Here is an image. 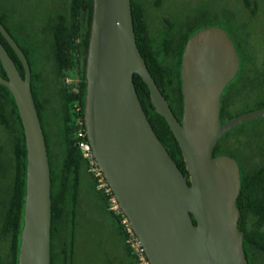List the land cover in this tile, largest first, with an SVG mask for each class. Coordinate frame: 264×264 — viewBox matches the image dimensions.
Masks as SVG:
<instances>
[{"label": "water", "instance_id": "water-1", "mask_svg": "<svg viewBox=\"0 0 264 264\" xmlns=\"http://www.w3.org/2000/svg\"><path fill=\"white\" fill-rule=\"evenodd\" d=\"M0 34L24 71L22 77L0 42L6 74L0 84L15 101L27 151L17 264H50L51 181L31 69L1 23ZM238 70L235 45L223 29L194 33L182 54L183 112L178 120L139 52L130 0H93L85 66L86 137L150 264H248L236 206L239 166L228 155H212L227 132L264 118L263 107L220 123L221 96ZM135 74L174 136L188 180L153 131L133 84Z\"/></svg>", "mask_w": 264, "mask_h": 264}, {"label": "trees", "instance_id": "trees-1", "mask_svg": "<svg viewBox=\"0 0 264 264\" xmlns=\"http://www.w3.org/2000/svg\"><path fill=\"white\" fill-rule=\"evenodd\" d=\"M241 2L251 15L257 14L259 8L257 0H241ZM130 3L139 52L162 95H165L164 97L168 99L176 96L180 98L179 107L176 110L173 109L181 114L183 109L180 91V65L184 47L187 40L194 33L209 26L199 24L202 17L199 15L197 18L190 20L188 30L184 31L185 34L182 36L181 41H178L174 36V33H182L183 30L178 29L167 39L156 42L149 29L145 11L140 8L137 0H130ZM92 5L93 0H69L67 12L58 15L51 27L50 56L54 64L52 87L54 88V94L57 96L56 101L45 97L38 85V76L32 75L27 48L16 40L7 27L6 16L0 15V23L22 50L31 69V92L46 144L51 181L50 264H55L58 258L66 263L67 252L65 249L67 248H63L60 253L55 249L58 234L64 228L69 229V248L73 245L75 207L83 173L89 177L92 188L102 200L107 211L105 198L95 190L94 181L86 172L85 162L75 140L77 130L79 128L85 129L83 121L85 66ZM244 28L240 25L238 29L243 30ZM0 42L23 77L24 71L21 63L1 34ZM233 43L238 54V47H241V42L234 34ZM73 75L78 77L74 88L65 83L66 79ZM0 76L6 79L1 63ZM237 79L241 80L244 89H246L249 82L253 83L247 76L245 77L242 73H239L233 79V87ZM133 84L140 104L157 138L188 180V173L178 144L163 117L159 116L152 107L147 86L136 74L133 76ZM257 84H259L258 81ZM234 94H240V90L233 92L232 89V93L229 92L226 99H222L219 112L220 123L236 116L229 112L233 104ZM53 107H55V114L52 112ZM263 107L264 103H260L259 108ZM77 108H79L78 112ZM78 118L81 119L82 126L77 124ZM0 130L7 143L6 152L0 144V176L7 177L9 181L4 203L0 205V240L8 242L9 253L7 258L2 260L0 264H17L20 235L23 227L27 151L24 130L15 101L8 89L1 84ZM223 137L214 146L213 156L220 153H233V149L222 141ZM57 147L62 149L60 158H57L58 154L55 153ZM5 153L6 160L4 159ZM261 160L252 172L244 175L240 174L241 187L236 199V206L240 212L238 227L243 232V245L248 264H254L255 259L264 254V157ZM110 216L115 220L116 229L124 239L123 228L119 220L112 214ZM131 264H134L133 260Z\"/></svg>", "mask_w": 264, "mask_h": 264}, {"label": "rangeland", "instance_id": "rangeland-1", "mask_svg": "<svg viewBox=\"0 0 264 264\" xmlns=\"http://www.w3.org/2000/svg\"><path fill=\"white\" fill-rule=\"evenodd\" d=\"M157 1L161 0H137L138 4L146 8L149 29L154 36L165 20L172 23L185 16L191 20L200 15L201 26L219 27L240 39L238 55L242 63L241 73L253 83L249 82L244 89L241 80L234 82L233 92L240 90V94L233 95L229 112L237 116L259 109L260 103H264V0H257L259 8L255 15L243 7L241 0H162L161 4H157ZM68 2L0 0V15L6 16L7 27L16 40L27 48L32 75L38 76L37 82L45 97L55 101L57 96L52 87L54 64L50 56L51 27L58 15L67 12ZM240 25L245 28L239 30ZM77 79L73 75L65 83L74 88ZM52 112L55 114V107ZM226 134L222 136V141L227 146L233 145V154L238 157L241 165V175L252 172L262 160L250 165L246 163V158L264 153V118L244 123ZM0 144L6 152V138L1 130ZM61 151L60 147L55 150L57 158H60ZM4 159H7L6 153ZM8 186L7 177L1 175L0 205L4 203ZM69 240V229L64 228L58 234L55 246L58 253L67 248L66 263L61 261V264H129L130 256L123 237L116 229V222L105 210L85 173L82 174L78 190L71 248ZM8 253V242L0 240V262L7 258ZM254 264H264V254L259 255Z\"/></svg>", "mask_w": 264, "mask_h": 264}, {"label": "built area", "instance_id": "built-area-1", "mask_svg": "<svg viewBox=\"0 0 264 264\" xmlns=\"http://www.w3.org/2000/svg\"><path fill=\"white\" fill-rule=\"evenodd\" d=\"M78 111L79 108H77V112ZM77 124L82 126L80 118L77 119ZM75 140L76 146L81 151L82 158L85 162L86 172L94 181L95 190L105 198L107 211L119 220V223L123 228L124 243L129 256L133 259L134 264H150L141 242L129 227L127 218L121 212L118 202L106 182L102 171L97 166L86 137L85 129L79 128L77 130Z\"/></svg>", "mask_w": 264, "mask_h": 264}, {"label": "flooded vegetation", "instance_id": "flooded-vegetation-1", "mask_svg": "<svg viewBox=\"0 0 264 264\" xmlns=\"http://www.w3.org/2000/svg\"><path fill=\"white\" fill-rule=\"evenodd\" d=\"M161 2H162V0L160 1V2H158L157 1V4H161ZM139 6H140V8H142V10H144L145 11V14H146V8H144L142 5H140L139 4ZM158 6H160V5H158ZM243 7L245 8V6L243 5ZM159 8H161V7H159ZM189 23H190V18H189V16H185V17H182L181 19H178V20H176L175 22H169V21H167V20H165V23H164V25H162L160 28H159V30H158V32H157V34L154 36L153 35V37H154V39H155V41L156 42H161L162 40H164V39H167L168 37H170V36H172L173 34V32H177L178 31V29H182L183 31H182V33L181 34H179V33H174L175 35L174 36H176V39L178 40V41H181L182 39V36H184V34H185V32L188 30V26H189ZM209 27H211V26H209ZM205 28H208V27H205ZM185 31V32H184ZM226 33H227V35L229 36V38L232 40V42H233V35H230L229 34V32H227V31H225ZM181 61H182V57H181ZM180 69H181V65H180ZM241 69H242V63H241V59H240V57H239V70H238V73H237V75H236V77L238 76V74L239 73H241L242 71H241ZM235 77V78H236ZM181 79V78H180ZM238 80V79H237ZM236 82V81H235ZM232 89H233V79L227 84V86L225 87V89H224V91H223V94H222V96H221V100H220V105L222 104V99L224 98V99H226V97H227V94L230 92V93H232ZM180 91H181V88H180ZM181 95H182V92H181ZM165 96V95H164ZM166 98V97H165ZM231 98V97H230ZM167 99V102H168V104H169V106H170V108H171V110H173V113L175 114V116L177 117V119L178 120H181V117H182V112H183V110H182V112H181V114H178V111L176 112V111H174V109L173 108H175V110H176V108H178L179 107V105H180V98L178 97V96H176V97H172V98H166ZM181 102H182V109H183V96H182V100H181ZM40 126H41V124H40ZM43 132V131H42ZM230 148H232L233 149V145L231 144L230 145ZM218 155H228V156H230V157H232V158H234L236 161H237V164H238V166H239V170H240V174H241V165H240V162H239V160H238V157H236V155H234L233 153H228V154H224V153H220V154H217V155H215V156H218ZM264 157V153L263 152H261V153H258V154H256V155H254V156H251V157H247L246 158V163L247 164H250V165H253V164H255L259 159H262ZM58 261L55 263V264H61V259L60 258H58L57 259ZM130 261H129V264H131V259H129Z\"/></svg>", "mask_w": 264, "mask_h": 264}]
</instances>
